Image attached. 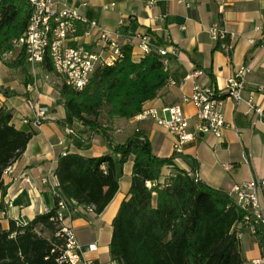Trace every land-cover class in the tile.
I'll return each mask as SVG.
<instances>
[{
	"label": "crops",
	"instance_id": "crops-1",
	"mask_svg": "<svg viewBox=\"0 0 264 264\" xmlns=\"http://www.w3.org/2000/svg\"><path fill=\"white\" fill-rule=\"evenodd\" d=\"M73 6L91 20H95L110 31L119 32V40L130 45L134 36L148 33L152 36L153 48L175 47L177 55L169 57L167 69L175 84L168 83L159 95L145 103L146 108H155L165 116L164 107L181 105L188 117V131L196 132L200 123L196 108L184 101L193 93L196 84L216 86L226 91L227 80L235 70L252 65L242 100L236 103L226 99L223 104L227 127L221 137L211 132H199L196 137L183 144L181 153L174 150L175 136L153 118L115 119L109 136L89 130L80 122H66L64 106L58 103L60 87L54 71L43 66L37 72L54 76L53 81L41 82L40 97L29 92L32 69L23 71L20 82L11 81L4 86L11 92L4 94L5 105L13 112V123L21 130L32 133L25 152L4 173L7 185L0 203L5 212L0 213L4 230L11 222L27 224L47 208L55 207L52 188L42 182L49 170H56L58 156L64 152H78L86 156L112 154L116 145L124 144L140 130L147 134L153 152L169 162L163 169L168 176L175 169H183L209 186L229 191L234 185L264 178V0H69ZM124 19V24L120 20ZM220 25L228 32L223 40H214L209 30ZM96 29L84 36L82 42L94 43ZM135 43L136 40L132 41ZM229 44L231 47L225 48ZM203 69L204 74L195 79H186L193 70ZM39 70V71H38ZM51 76V77H52ZM41 81V79H40ZM38 99L46 110L47 119L36 125L35 113L27 100ZM260 107L262 115L255 109ZM76 141L82 143L77 146ZM54 145V148L51 147ZM134 157L118 165L120 188L114 199L100 215L77 217L73 221L79 240L83 245L96 244L97 250L88 252L96 264H117L110 256L112 222L121 202L128 197L132 184ZM231 165V167H229ZM29 178L31 184L25 179ZM58 183V178L54 179ZM92 221V223H90ZM244 262L262 255L258 239L244 233L240 241Z\"/></svg>",
	"mask_w": 264,
	"mask_h": 264
},
{
	"label": "trees",
	"instance_id": "trees-1",
	"mask_svg": "<svg viewBox=\"0 0 264 264\" xmlns=\"http://www.w3.org/2000/svg\"><path fill=\"white\" fill-rule=\"evenodd\" d=\"M32 8L27 0H0V59L14 50L13 41L26 31ZM125 58L99 68L81 91L62 84L59 104L66 122H80L89 130L109 136L115 119L137 116L145 103L155 99L169 83L170 72L163 57L153 50L140 61L132 59V47L124 45ZM29 68L24 50L8 63ZM53 71L49 62L43 65ZM104 113V116H103ZM32 133L13 123V112L0 109V195L7 185L3 175L25 152ZM77 146L82 143L76 141ZM120 154L86 156L68 152L58 156L55 170L58 190L68 199L93 205L102 214L120 188L118 165L134 157L129 195L113 219L110 256L117 264H245L235 226L245 213L228 191L215 189L183 169L168 176V158L157 156L146 133L138 130L122 145ZM148 182L152 186H148ZM5 206L0 203V213ZM50 212L27 224L12 221L4 230L0 222V264H58L52 252L56 225ZM1 219V217H0ZM49 230L50 236L38 229ZM48 257V258H47Z\"/></svg>",
	"mask_w": 264,
	"mask_h": 264
},
{
	"label": "built area",
	"instance_id": "built-area-1",
	"mask_svg": "<svg viewBox=\"0 0 264 264\" xmlns=\"http://www.w3.org/2000/svg\"><path fill=\"white\" fill-rule=\"evenodd\" d=\"M27 1L32 8V14L26 31L20 38L13 41L14 50L4 56L13 54L15 50L25 51L26 61L34 75V80L27 85L29 92H34L40 97L37 69L47 62L51 64L54 73L62 83L81 91L90 83L92 76L99 68L113 66L125 58L124 44L119 40V32L105 29L97 21L88 19L69 0ZM124 22V19L120 20L121 25ZM94 29L98 31L96 41L82 42V38L91 35ZM209 33L214 40H223L228 36L227 30L217 24L210 28ZM134 40L136 42L132 43ZM130 46L134 61H140L154 50L152 36L148 33H137L131 40ZM224 47L227 49L231 46L225 44ZM157 51L163 57L166 67L169 57L177 55L175 47L171 49L160 47ZM252 69L251 64L236 69L227 80L225 92L216 86L196 84L193 93L184 97V101L192 102L196 108V115L200 120L196 132L188 131V117L179 104L164 107L165 116H160L155 108L144 107L136 117L141 120L153 118L158 124L166 127L176 138L174 143L176 153H181L183 144L194 139L199 132H211L221 137L223 129L228 126L223 111L224 101L233 99L238 103L242 100ZM204 73L203 69H196L188 73L185 78L195 79ZM169 83L175 84L174 79L170 78ZM27 103L35 113L34 123L41 125L47 119V113L42 108L39 98H29ZM4 105V92L0 89V109ZM255 112L257 115L263 114L260 107L256 108ZM51 147L54 148V145ZM10 169L11 166L5 170V173ZM56 177L55 170H49L42 177V182L51 186L55 198L56 212L50 220L57 229L54 236L58 241L52 249L56 255V261L58 264H96V261L87 255L88 252L97 250L96 244L83 245L73 225L77 217L98 215L95 207L64 198L58 190V183L54 182ZM25 180L31 184L29 178ZM148 186L151 187L152 183L148 182ZM228 192L245 213L242 221L235 226L237 238L241 241L244 233H250L258 239L262 247V255L245 264H264V178L254 177L250 181L234 185ZM52 209L47 208L45 213ZM21 224L17 222V225Z\"/></svg>",
	"mask_w": 264,
	"mask_h": 264
},
{
	"label": "rangeland",
	"instance_id": "rangeland-1",
	"mask_svg": "<svg viewBox=\"0 0 264 264\" xmlns=\"http://www.w3.org/2000/svg\"><path fill=\"white\" fill-rule=\"evenodd\" d=\"M18 55V51L15 50L13 54L5 57L3 56L2 59H0V89L4 92V94H7L9 92H11L10 88H6L4 85L11 82V81H16V82H20V79H22L23 77V71L20 68H12L8 66V63H12L15 59L16 56ZM39 71V70H38ZM48 72V71H47ZM32 76V80H34V75L31 74ZM50 74L49 75L46 73H42V72H38L37 73V79H38V87L39 90L42 91L41 88V82L44 81H53L54 80V76H52ZM57 77V76H56ZM41 79V81H40ZM57 81L56 82V86L61 87V85L63 84L60 79L57 77ZM104 116V113H103ZM40 235L44 236V237H49L50 236V231L49 230H40V228L38 229Z\"/></svg>",
	"mask_w": 264,
	"mask_h": 264
}]
</instances>
